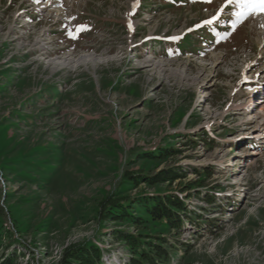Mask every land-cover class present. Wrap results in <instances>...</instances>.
Listing matches in <instances>:
<instances>
[{"label": "rangeland", "instance_id": "rangeland-1", "mask_svg": "<svg viewBox=\"0 0 264 264\" xmlns=\"http://www.w3.org/2000/svg\"><path fill=\"white\" fill-rule=\"evenodd\" d=\"M228 6L0 0V263L58 264L89 243L126 264L114 234L132 229L103 221L100 201L184 186L210 222L165 232L189 245L170 264H264V14L229 22ZM163 170L179 178L123 175Z\"/></svg>", "mask_w": 264, "mask_h": 264}, {"label": "trees", "instance_id": "trees-1", "mask_svg": "<svg viewBox=\"0 0 264 264\" xmlns=\"http://www.w3.org/2000/svg\"><path fill=\"white\" fill-rule=\"evenodd\" d=\"M3 132H0L2 134ZM6 138L4 136V144ZM175 150H165L160 153L161 158L172 156ZM150 157H152L150 155ZM148 156L146 157V159ZM20 161V160H19ZM12 162V161H11ZM7 163V162H6ZM5 164V163H4ZM12 164V163H11ZM12 164L10 166H18ZM28 177V174L23 173ZM124 179L129 185L135 186L144 183L147 186H160L176 180L178 175L171 170H163L156 175H132L124 173ZM192 186V185H191ZM191 189V187L189 188ZM187 187L179 188L176 193L141 194L134 198L110 196L100 201L99 216L103 221H111L115 224H127L129 229L115 231V238L129 251L126 264H170L171 257L179 249L187 252L189 245L176 246L168 240L166 231H173L176 235L182 231L186 224L203 223L207 227L209 220L201 221L196 215L190 213L187 208L190 196L186 195ZM198 196V194H196ZM200 198V196H198ZM206 204L213 205V197L201 198ZM13 224H16L15 222ZM1 231V228H0ZM103 249L89 243L70 245L65 248L58 264H101ZM5 264V261L0 263ZM9 264V263H8Z\"/></svg>", "mask_w": 264, "mask_h": 264}, {"label": "snow or ice", "instance_id": "snow-or-ice-1", "mask_svg": "<svg viewBox=\"0 0 264 264\" xmlns=\"http://www.w3.org/2000/svg\"><path fill=\"white\" fill-rule=\"evenodd\" d=\"M206 2H211V0H206ZM228 3L237 4L243 9V11L237 13V17L241 22L248 16L264 14V0H228ZM208 23H212V21ZM131 27L130 25V28ZM83 30V28L77 29V33ZM73 38H75V36H73Z\"/></svg>", "mask_w": 264, "mask_h": 264}, {"label": "bare ground", "instance_id": "bare-ground-1", "mask_svg": "<svg viewBox=\"0 0 264 264\" xmlns=\"http://www.w3.org/2000/svg\"><path fill=\"white\" fill-rule=\"evenodd\" d=\"M223 8H224V7H223ZM259 20H260V19H259ZM259 24L262 25V27H264V20H263V21L261 20V21L259 22ZM50 51H51V50H50ZM64 51H65V50H64ZM67 56H68V55H67ZM69 57H70V56H69ZM69 57H68V58H69ZM253 101H255V100L252 99V98H249L248 106H247L246 108H244L245 111H247V110H251V105H253L252 103H254ZM251 112H253V111L251 110ZM251 114H252V113H250L249 115L251 116ZM251 118H252V117H251ZM255 118H256V117H255ZM249 119H250V118H249ZM176 172H177V171H176Z\"/></svg>", "mask_w": 264, "mask_h": 264}]
</instances>
